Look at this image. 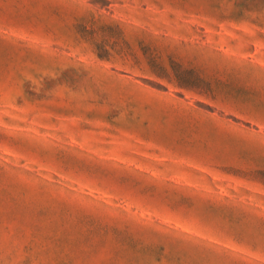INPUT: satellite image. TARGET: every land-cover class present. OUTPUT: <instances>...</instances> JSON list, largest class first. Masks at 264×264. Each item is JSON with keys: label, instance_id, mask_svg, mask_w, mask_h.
<instances>
[{"label": "rangeland", "instance_id": "rangeland-1", "mask_svg": "<svg viewBox=\"0 0 264 264\" xmlns=\"http://www.w3.org/2000/svg\"><path fill=\"white\" fill-rule=\"evenodd\" d=\"M0 264H264V0H0Z\"/></svg>", "mask_w": 264, "mask_h": 264}]
</instances>
